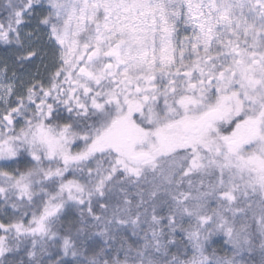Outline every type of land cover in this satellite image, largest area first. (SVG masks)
<instances>
[{
  "label": "snow or ice",
  "instance_id": "1",
  "mask_svg": "<svg viewBox=\"0 0 264 264\" xmlns=\"http://www.w3.org/2000/svg\"><path fill=\"white\" fill-rule=\"evenodd\" d=\"M0 264H264V0H0Z\"/></svg>",
  "mask_w": 264,
  "mask_h": 264
}]
</instances>
